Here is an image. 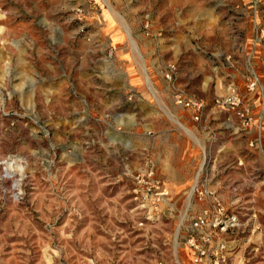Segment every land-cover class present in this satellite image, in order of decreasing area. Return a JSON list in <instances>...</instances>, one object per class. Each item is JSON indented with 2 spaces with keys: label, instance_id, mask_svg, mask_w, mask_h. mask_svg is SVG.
<instances>
[{
  "label": "rangeland",
  "instance_id": "1",
  "mask_svg": "<svg viewBox=\"0 0 264 264\" xmlns=\"http://www.w3.org/2000/svg\"><path fill=\"white\" fill-rule=\"evenodd\" d=\"M0 264H264V0H0Z\"/></svg>",
  "mask_w": 264,
  "mask_h": 264
},
{
  "label": "crops",
  "instance_id": "2",
  "mask_svg": "<svg viewBox=\"0 0 264 264\" xmlns=\"http://www.w3.org/2000/svg\"><path fill=\"white\" fill-rule=\"evenodd\" d=\"M138 104L139 103H137V105H136V111L134 112V115H135V120L134 121H132L131 123H130V127H128V126H123V125H121V126H119V128L121 129V128H124V129H130V138H131V145L132 146H134L135 145V138L136 137H138L139 136V134H138V129H139V127H140V125L142 126V128H144L145 129V132H144V134L145 135H150V136H152L156 141L157 140H159V138H161L162 136H165V138H171L173 135H172V133H173V129H168L167 131H160V130H155V129H157V127L156 126H154L153 124H152V122H151V117L152 118H157L158 120L160 119V118H162V114H161V111H163L164 112V110H162L161 108H160V106L159 105H152L151 106V108L149 109V114L146 116V118L145 117H143V123L142 124H140V122H139V113L137 112V108H139L138 107ZM133 115V114H132ZM193 115V111L191 110V109H184V114L182 115L183 116V118H184V122H185V126H186V129H189L190 128V122L188 121V119H189V117H191ZM229 126H230V124H229V122L227 121L226 122V129H228L229 128ZM229 130V129H228ZM189 134V133H188ZM142 136H143V134H142ZM156 162H158V161H156ZM193 162V161H192ZM165 164V165H164ZM192 165V164H191ZM191 165H189V164H187V166H186V174L182 177V180H181V182L179 183V185H188L191 181H192V179H193V176L191 175V170H192V166ZM176 167V168H175ZM167 169V168H170V169H177V165L176 166H174V165H166V162H164L163 164H162V166L161 167H159L158 169ZM144 172H147L148 170H143ZM170 186H176V184L175 183H173V182H170V184H169Z\"/></svg>",
  "mask_w": 264,
  "mask_h": 264
},
{
  "label": "built area",
  "instance_id": "3",
  "mask_svg": "<svg viewBox=\"0 0 264 264\" xmlns=\"http://www.w3.org/2000/svg\"><path fill=\"white\" fill-rule=\"evenodd\" d=\"M168 78L170 79V76H168ZM193 105L194 107H197L198 109H200L203 105L200 103H195V102H188L187 106H191ZM223 208L221 207L220 204H217L215 207V212H216V216H214V218L212 217V223L214 221L218 222L219 216H221L223 214ZM211 223V224H212ZM210 224V215L208 212H205L204 214L200 215L198 218L195 219L194 223H193V227L196 230L199 229H203L204 227L208 226ZM206 241H209L208 239H206ZM206 252L203 249H199V258L196 260L197 262H201L203 256H205Z\"/></svg>",
  "mask_w": 264,
  "mask_h": 264
}]
</instances>
